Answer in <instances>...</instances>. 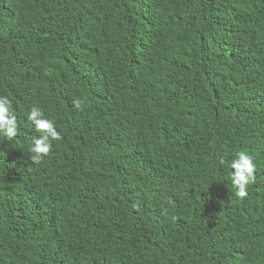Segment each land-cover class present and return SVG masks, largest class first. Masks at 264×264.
I'll list each match as a JSON object with an SVG mask.
<instances>
[{"label": "trees", "instance_id": "trees-1", "mask_svg": "<svg viewBox=\"0 0 264 264\" xmlns=\"http://www.w3.org/2000/svg\"><path fill=\"white\" fill-rule=\"evenodd\" d=\"M0 97V264H264V0H0Z\"/></svg>", "mask_w": 264, "mask_h": 264}, {"label": "clouds", "instance_id": "clouds-1", "mask_svg": "<svg viewBox=\"0 0 264 264\" xmlns=\"http://www.w3.org/2000/svg\"><path fill=\"white\" fill-rule=\"evenodd\" d=\"M84 102L80 99L73 101V107L76 110H82ZM28 121L32 123L34 129L39 133V138L33 137V146L29 149L31 163L39 165L43 158L47 157L52 150V141H60L62 137L56 131L53 121L44 118V113L36 107L30 109L27 116ZM18 124L16 116L12 111V104L6 97H0V136L11 142L17 137ZM225 161L220 160L223 165ZM233 170L228 179L231 186L235 189V195L243 200L247 198V188L256 181L255 164L252 156L244 151L235 153L231 165Z\"/></svg>", "mask_w": 264, "mask_h": 264}]
</instances>
